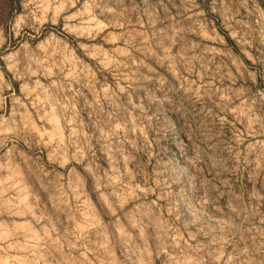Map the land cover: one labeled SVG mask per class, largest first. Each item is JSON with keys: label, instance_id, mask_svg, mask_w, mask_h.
<instances>
[{"label": "clouds", "instance_id": "9594fccd", "mask_svg": "<svg viewBox=\"0 0 264 264\" xmlns=\"http://www.w3.org/2000/svg\"><path fill=\"white\" fill-rule=\"evenodd\" d=\"M0 264H264V0H0Z\"/></svg>", "mask_w": 264, "mask_h": 264}]
</instances>
